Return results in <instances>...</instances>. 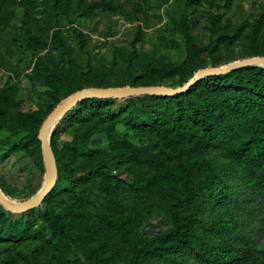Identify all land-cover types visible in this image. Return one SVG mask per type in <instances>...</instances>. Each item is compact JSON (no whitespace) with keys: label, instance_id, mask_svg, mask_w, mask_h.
I'll return each mask as SVG.
<instances>
[{"label":"rangeland","instance_id":"rangeland-1","mask_svg":"<svg viewBox=\"0 0 264 264\" xmlns=\"http://www.w3.org/2000/svg\"><path fill=\"white\" fill-rule=\"evenodd\" d=\"M187 1L0 0V86L14 88L22 111L41 109L49 114L83 89L121 87L130 72L141 78L156 76L161 80L158 86L180 85L190 71L182 67L187 56L182 32ZM188 11L193 39L199 46L193 57L197 72L261 56L255 54L252 33L264 12V0H193ZM218 36L225 40L215 52L202 49ZM257 44L264 45V21ZM41 58H45L43 66L36 70ZM82 74L92 85L76 90L83 83ZM76 105L49 130L58 158L65 160L74 146L81 145L88 151L125 150L134 155L133 160L122 162L111 179L96 186L88 183L87 197L81 203L58 196L38 206L55 208L68 231L88 245L109 248L121 256L124 242L118 223L152 239L171 227L166 192L173 180H167L169 170L159 165L155 155L147 162L138 154L146 146L159 152L156 138L126 128L116 134L96 117L85 120L88 106ZM216 125L212 142L198 156L215 166L211 187L227 186L229 198L221 208L225 229L217 239L223 241L232 234L237 241L248 238L262 251L259 259L248 264H264V185L253 181L245 186L257 167L239 150L242 135L221 131V122ZM26 132L0 128V189L21 201L41 191L49 179L42 142L39 139L38 146L24 147ZM38 206L23 212L0 206L9 222L18 227L29 222L32 232L18 243L1 242L0 264L6 259L14 264H46L52 259L53 248L44 241L51 233L38 217Z\"/></svg>","mask_w":264,"mask_h":264},{"label":"trees","instance_id":"trees-1","mask_svg":"<svg viewBox=\"0 0 264 264\" xmlns=\"http://www.w3.org/2000/svg\"><path fill=\"white\" fill-rule=\"evenodd\" d=\"M192 1L186 3L182 22L187 48L182 67L190 71L183 76V83L175 87L190 82L197 72L193 57L199 46L194 42L188 18ZM263 21L264 12L256 20L252 33L256 45L255 54L261 56H264V45L259 46L257 41ZM224 40L218 36L202 49L212 54ZM138 56L135 46V57ZM43 61L45 58L39 60L36 70L41 69ZM151 66L155 67L156 63ZM129 75L127 82L121 86L161 84V80L153 75L147 78L131 72ZM81 77L83 83L76 90L92 85L86 83L83 74ZM50 94L55 96L54 92ZM82 106H88L89 112L86 117L83 116L85 120L96 117L97 121L113 129L116 134L126 128L133 132L147 133L157 139L159 152H153L146 146L140 148L138 154L147 162H152L155 155L159 165L169 170L166 178L173 182L166 197L172 225L152 239L130 232L123 222L118 223L124 242L123 252L119 256L109 248L88 245L68 231L55 208H43L41 205L38 206V217L46 223L51 233L44 241L53 248V257L46 264H248L249 261L259 259L262 251L246 237H239L237 241L232 234L226 240L218 241L217 234H224L222 231L225 229L221 208L229 198L227 186L211 187L216 178L215 166L208 159L201 160L198 153L212 142L216 123L221 122V131L242 135L239 150L257 167L246 178L245 186L253 181L264 185V67L251 65L223 74L209 75L179 94L88 97L75 107ZM49 114L42 113L41 109L22 111L14 88L0 86V128L26 130L22 144L24 147H35L41 143L39 132ZM51 145L54 150L53 143ZM55 156L58 179L44 202L61 196L66 202L77 200L81 203L87 197L88 192H84V189L88 183L93 182L96 186L99 182L111 179L114 169L134 157L125 150L112 148L110 151H88L81 145L74 146L65 160L58 158L56 151ZM0 206L5 207L3 204ZM31 211L33 209L29 213ZM29 228V222L25 227H18L9 222L3 212L0 213V243L20 242L32 234ZM117 251L120 252V249ZM2 264L14 262L6 259Z\"/></svg>","mask_w":264,"mask_h":264},{"label":"water","instance_id":"water-1","mask_svg":"<svg viewBox=\"0 0 264 264\" xmlns=\"http://www.w3.org/2000/svg\"><path fill=\"white\" fill-rule=\"evenodd\" d=\"M264 64V56H257L248 58L245 60H240L233 62L227 66L217 67V68H203L197 72L193 79L187 84L179 87H166V86H132L126 85L116 88H87L78 91L71 95L65 101L60 102L45 119L40 132L39 139L42 142L44 150L47 154L49 179L43 189L37 194L32 196L26 201L14 200L7 197L0 189V203L3 204L9 210L15 212H23L29 210L33 207L40 205V203L45 199V197L51 192L58 179V165L53 147L49 141L48 133L52 125L71 107L79 103L88 97H123V96H133V95H144V94H165L174 95L179 94L190 89L198 81H200L205 76L223 74L233 71L240 67Z\"/></svg>","mask_w":264,"mask_h":264}]
</instances>
